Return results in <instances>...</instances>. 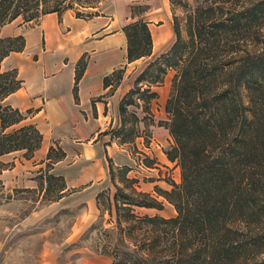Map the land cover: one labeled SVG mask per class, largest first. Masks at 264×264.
Masks as SVG:
<instances>
[{"label":"trees","instance_id":"obj_1","mask_svg":"<svg viewBox=\"0 0 264 264\" xmlns=\"http://www.w3.org/2000/svg\"><path fill=\"white\" fill-rule=\"evenodd\" d=\"M73 3L78 2L0 0V25L22 15L31 21L60 13L73 9ZM195 4L184 29L173 16L175 40L137 75L119 103L120 125L111 137L123 145L139 136V122L150 121L147 114L157 97L151 86L160 85L168 70L174 71L163 125L173 140L165 154L179 167L180 181L168 182L170 190L155 186L153 195L139 189L138 180L129 176V166H116L107 156L116 190L113 198L107 197V205L100 200L105 191L97 194L96 201L100 217L114 213V222L108 221L112 227L101 233L107 243L115 242L104 244L100 251L111 257L112 264H264V0H195ZM123 30L129 62L151 54L146 22H130ZM24 47L23 35L0 36V175L13 165L3 161V155L24 150L23 156L30 158L43 139L35 124L24 123L33 110L21 111L3 102L22 80L16 69L2 71L1 62ZM86 63L85 55L76 63V101ZM123 74L120 69L106 76L105 87L114 89ZM130 106L141 108L144 116L130 112ZM64 157L60 146H50L46 173L40 176L45 191L57 188L58 197L66 189L64 178L48 170ZM159 196L174 207V216L135 212L136 207L162 209Z\"/></svg>","mask_w":264,"mask_h":264},{"label":"crops","instance_id":"obj_2","mask_svg":"<svg viewBox=\"0 0 264 264\" xmlns=\"http://www.w3.org/2000/svg\"><path fill=\"white\" fill-rule=\"evenodd\" d=\"M140 8L138 12L132 9ZM90 16H77L74 9L43 14L35 22L17 18L0 25V36L23 35L25 47L1 62V70L16 69L22 85L4 99L21 111L33 113L24 123H33L43 135L32 157L24 150L2 156L13 165L0 178L6 188H32L45 175L47 153L60 146L65 157L48 173L64 178L66 189L54 203L72 202L78 216H94L96 196L109 179L107 156L122 166L128 153L110 134L108 127L120 122L119 103L130 89L128 77L165 52L175 40L171 0H99L82 7ZM142 20L148 24L152 50L149 56L127 59L128 40L123 28ZM86 56V67L78 83V100L73 94L76 63ZM124 70L120 84L105 87L104 78ZM40 177V176H39ZM43 182L44 179H42ZM68 192V194H67ZM100 258H79L76 264H102ZM107 264V261H104ZM112 264V263H111Z\"/></svg>","mask_w":264,"mask_h":264},{"label":"rangeland","instance_id":"obj_3","mask_svg":"<svg viewBox=\"0 0 264 264\" xmlns=\"http://www.w3.org/2000/svg\"><path fill=\"white\" fill-rule=\"evenodd\" d=\"M97 1L77 0L78 3H73V9L75 12L88 14L82 11L80 4ZM171 4L173 16L184 29L187 13L196 6L195 0H171ZM17 20L22 23L30 22L25 21L24 15L19 16ZM173 74V70H168L160 85L151 86V90L157 92V97L151 101V112L147 114L150 121L147 125L143 121L139 122V136L134 142L123 144L128 159L122 165L131 168L129 176L138 180L139 189L153 195H156L155 186L170 190L171 185L168 182L180 181L179 167L169 161L165 154L173 140L163 125L168 120L165 102L170 93ZM137 75L128 77L130 89ZM113 80L115 82V77ZM143 88H146L145 84ZM128 110L135 112L139 118L144 116L141 108L136 106H130ZM119 125L120 122H117L106 131L112 135L111 132L118 129ZM39 176V185L35 189H11L0 185V264H76L79 258L92 257L102 259V264L104 261L111 264V257L100 251L104 244L112 246L115 241L107 243L101 232L103 228L112 227L113 223L108 221L111 219L114 222V213L110 216L105 212L103 217H100L98 209L93 217H80L77 209L82 206L72 207L69 200L59 205L54 203L59 196L57 188L51 187L46 192V182ZM115 190V185L109 178L106 188L103 189L105 193L100 198L102 205L104 201L108 204L107 197L113 198ZM159 199L164 203L162 209L136 207L135 212L139 215L174 216V207L163 197L159 196Z\"/></svg>","mask_w":264,"mask_h":264}]
</instances>
